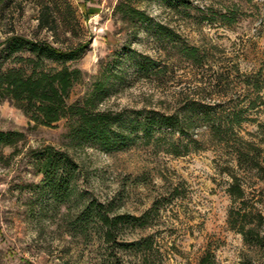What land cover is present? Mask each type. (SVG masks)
Returning a JSON list of instances; mask_svg holds the SVG:
<instances>
[{"label":"rangeland","instance_id":"rangeland-1","mask_svg":"<svg viewBox=\"0 0 264 264\" xmlns=\"http://www.w3.org/2000/svg\"><path fill=\"white\" fill-rule=\"evenodd\" d=\"M13 35L63 49L86 46L78 60L45 63L83 72L71 104L103 79L101 109L124 120L148 111L183 117L185 106L198 103L215 127L155 130L151 140L124 124L119 130L129 139L104 147L70 137L67 118L36 124L11 100L1 101L0 131L26 136L0 145V264H143L144 254L123 244L146 236L155 244L151 264H199L207 248L218 264H264V247L246 244L230 226V209L241 202L228 191L233 175L241 177L251 206L264 186L258 169L238 164L245 150L264 166V0H0V49ZM187 48L199 52L196 59ZM6 66L31 69L22 61ZM173 142L179 154L169 150ZM47 145L78 164L64 202L37 190L44 177L31 150ZM92 202L114 214L154 210L146 228L122 224L108 241L97 217L79 220Z\"/></svg>","mask_w":264,"mask_h":264},{"label":"trees","instance_id":"trees-1","mask_svg":"<svg viewBox=\"0 0 264 264\" xmlns=\"http://www.w3.org/2000/svg\"><path fill=\"white\" fill-rule=\"evenodd\" d=\"M122 8L123 1L119 5V9ZM127 11L134 12L141 19H145L143 13L133 6H129ZM85 48L86 46L82 44L78 47L63 49L47 40L21 35L8 37L0 49V102L6 99L11 100L28 115L31 121L40 125L53 126L67 118L70 121V137L82 142L101 144L104 147L129 139L126 132L119 130L124 124L128 125V129L132 132L141 133L151 140L155 130L166 134H185L195 127L196 123L215 127L212 126L215 121L211 118L210 110H205L207 106H201L198 103L185 106L183 112L187 116L183 117H180V113L165 114L148 111L141 120H124L122 115H115L101 109V103L108 92L107 81L103 79L93 84L83 100L69 103L71 90L82 79L83 72L68 66L48 69L45 63L46 61L66 63L78 60ZM198 54L197 50L187 48L188 57L196 59ZM8 61H22L30 65L31 69L28 71L22 66L7 67ZM144 63L149 62H141L142 67L146 66V69H149ZM235 117L238 118V114ZM25 136V133L21 131H0V145H14L24 140ZM176 146L177 144L173 142L174 148L169 150L179 154ZM31 155L34 166L44 177L37 186L40 197L47 196L58 202L67 200L71 195L72 181L78 169L75 159L69 152L57 149L53 145L32 149ZM238 155V164L258 169L259 179L264 181L262 163L248 159L245 150ZM233 178L234 181L228 191L233 201L241 202V204L231 207L230 226L242 234L246 244L264 247V186L261 188V198L248 206L247 192L241 177L234 174ZM152 210L142 216L114 214L113 209L105 208L103 204L96 206L92 202L81 212L79 220L89 221L91 217H97L104 228L105 238L112 241L115 240L116 231L122 224L126 223L134 229L146 228ZM123 245L135 254H144L143 264H151L149 255L155 250L152 236L136 239ZM199 264H218L215 252L207 248ZM242 264L250 263L243 261Z\"/></svg>","mask_w":264,"mask_h":264}]
</instances>
